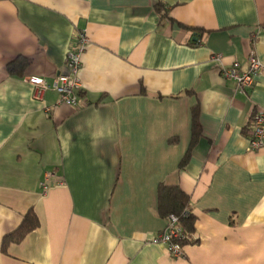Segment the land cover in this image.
Returning <instances> with one entry per match:
<instances>
[{
	"label": "crops",
	"instance_id": "1",
	"mask_svg": "<svg viewBox=\"0 0 264 264\" xmlns=\"http://www.w3.org/2000/svg\"><path fill=\"white\" fill-rule=\"evenodd\" d=\"M82 35L81 106L34 98L28 77L51 83ZM252 50L263 68L240 92L218 67ZM259 107L264 0H0V264H264ZM160 183L191 196L183 257L149 243ZM30 207L38 227L2 251Z\"/></svg>",
	"mask_w": 264,
	"mask_h": 264
},
{
	"label": "built area",
	"instance_id": "2",
	"mask_svg": "<svg viewBox=\"0 0 264 264\" xmlns=\"http://www.w3.org/2000/svg\"><path fill=\"white\" fill-rule=\"evenodd\" d=\"M80 43L75 48H70L66 55V71L58 73L51 83L45 82L41 77L30 76L27 81L32 86L34 98L41 99L43 93L48 90H54L59 94V102L70 105L74 108L81 106L80 89L81 83L78 77V71L81 66V55L84 49V35L80 38ZM216 60L220 59V55L215 56ZM263 64L257 54L252 50L247 58L246 67L241 69L238 61H234L229 65L220 63L218 70L225 79H233L237 83L240 92H244L253 84L256 74L262 70ZM50 108L46 110L49 111ZM250 146L251 149H260L264 144V107H259L250 118ZM51 175L47 174L41 186H48ZM182 230L177 225V217L173 214L169 215L164 228L159 231L150 240V244H162L167 252L173 257H183V247L179 239H182Z\"/></svg>",
	"mask_w": 264,
	"mask_h": 264
},
{
	"label": "trees",
	"instance_id": "3",
	"mask_svg": "<svg viewBox=\"0 0 264 264\" xmlns=\"http://www.w3.org/2000/svg\"><path fill=\"white\" fill-rule=\"evenodd\" d=\"M28 61L23 57H17L7 64V70L10 74L21 75ZM81 92V91H80ZM79 92V94H80ZM201 129L198 122L197 110L192 111V128H191V142L188 151L180 161L179 166L183 167L188 159L189 151L195 143L197 137L200 135ZM190 194L185 192L180 185H166L160 183L157 188V210L158 214L168 219L169 215L173 214L177 217V225L182 230V239H179L183 245L195 244L198 238L195 235V221L196 217L191 213L190 207ZM39 225L38 217L30 207L25 213L20 224L10 233L5 235L1 241V250L6 251L10 243H19L23 238L32 230L36 229Z\"/></svg>",
	"mask_w": 264,
	"mask_h": 264
}]
</instances>
